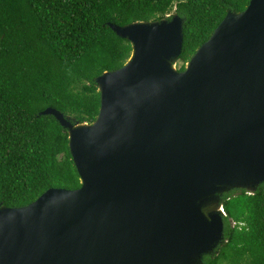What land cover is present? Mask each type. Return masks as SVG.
<instances>
[{"label":"water","instance_id":"95a60500","mask_svg":"<svg viewBox=\"0 0 264 264\" xmlns=\"http://www.w3.org/2000/svg\"><path fill=\"white\" fill-rule=\"evenodd\" d=\"M108 25L132 52L95 78L96 119L38 113L67 129L81 185L1 205L0 264H204L221 195L264 184V0L228 10L184 70L177 13Z\"/></svg>","mask_w":264,"mask_h":264},{"label":"trees","instance_id":"16d2710c","mask_svg":"<svg viewBox=\"0 0 264 264\" xmlns=\"http://www.w3.org/2000/svg\"><path fill=\"white\" fill-rule=\"evenodd\" d=\"M250 0H0V206L21 207L49 188L81 181L67 129L47 107L80 123L100 108L95 78L122 67L132 52L109 23L124 26L171 16L184 19L177 65L184 70L228 10ZM224 239L204 264H264V184L252 194L221 195ZM232 219V223L230 220Z\"/></svg>","mask_w":264,"mask_h":264},{"label":"rangeland","instance_id":"374dc122","mask_svg":"<svg viewBox=\"0 0 264 264\" xmlns=\"http://www.w3.org/2000/svg\"><path fill=\"white\" fill-rule=\"evenodd\" d=\"M177 65H179V63H177Z\"/></svg>","mask_w":264,"mask_h":264},{"label":"flooded vegetation","instance_id":"af4514ba","mask_svg":"<svg viewBox=\"0 0 264 264\" xmlns=\"http://www.w3.org/2000/svg\"><path fill=\"white\" fill-rule=\"evenodd\" d=\"M233 224V223H232Z\"/></svg>","mask_w":264,"mask_h":264}]
</instances>
